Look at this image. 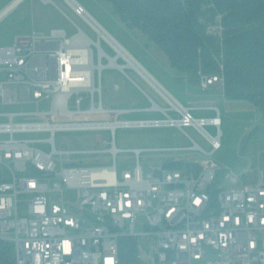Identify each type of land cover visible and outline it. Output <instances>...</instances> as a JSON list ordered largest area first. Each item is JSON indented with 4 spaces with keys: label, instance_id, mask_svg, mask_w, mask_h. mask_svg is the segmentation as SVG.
Returning <instances> with one entry per match:
<instances>
[{
    "label": "built area",
    "instance_id": "2783aa9c",
    "mask_svg": "<svg viewBox=\"0 0 264 264\" xmlns=\"http://www.w3.org/2000/svg\"><path fill=\"white\" fill-rule=\"evenodd\" d=\"M21 1L5 7L0 19ZM65 1L94 29L98 39L71 19L78 27L71 36L64 28L49 32L33 29L28 34L15 35L10 44L0 45V105L12 102L6 97L8 83L18 84L24 101L37 105L33 110L0 111V168L8 171V179L0 182V239L14 244L16 264H125L121 257V239L125 237H136L148 245L154 243L149 264H264L261 159L256 166L245 169V180L229 166L204 160L169 165L181 160L171 158V153L193 149L212 156L221 148L219 106L213 101L185 105L165 87V91L156 87L166 106L152 99V105L143 109L107 107L102 72L109 66L122 71L130 67L120 61L126 58L119 47L133 55L81 2ZM203 7L216 10L212 18L204 21L206 32L218 36L222 44L224 12L218 10L215 0H206ZM102 39L114 50L113 54L104 47ZM112 59L116 64H111ZM199 81L203 88L217 85L225 94L224 64L220 63L218 73L200 71ZM115 87L119 88V84ZM82 91L91 94L87 108L82 106ZM44 100L49 101L47 109L40 108ZM195 109L212 110L215 114L197 117ZM142 110L162 112L165 116H107ZM21 116L37 118L19 119ZM42 116L50 118H39ZM207 124L216 128V134L206 129ZM189 125L202 132L211 144L210 151L193 138L194 144L189 147L123 149L115 141L118 127L184 129ZM59 129H108L113 137L103 149H59L55 141ZM31 132L49 135L16 136ZM121 151H130L135 165L119 174ZM144 151L165 153L166 157L145 170L141 164ZM74 153H109L111 163L78 162L72 157ZM65 187L76 190V201L63 195L55 197ZM138 224L145 229L137 231ZM149 246L147 252L152 251ZM136 255V264H145L140 250Z\"/></svg>",
    "mask_w": 264,
    "mask_h": 264
},
{
    "label": "rangeland",
    "instance_id": "374dc122",
    "mask_svg": "<svg viewBox=\"0 0 264 264\" xmlns=\"http://www.w3.org/2000/svg\"><path fill=\"white\" fill-rule=\"evenodd\" d=\"M81 2L89 13L111 34L113 35L128 51L140 62L142 67L150 72L166 88H169L174 95L185 105L194 97L188 94L187 78L185 73L170 64L167 53L160 48L154 40L149 38L138 28H131L122 20V17L115 10V4L112 0H78ZM3 4H0V7ZM61 7L67 15L60 9ZM203 9V8H202ZM38 16V12L43 13L47 18L44 29L51 30L52 27H61L67 31L68 36L77 32L78 27L73 23L76 22L92 38L98 39L94 29L72 8L65 0H53V2L43 3L42 0H26L20 7L9 17L0 20V45H6L13 42V35L17 31V16L23 14L25 21V30L23 33H30L33 29L29 26L30 16ZM26 14L28 17L25 16ZM73 21H72V20ZM102 44L111 53L114 50L102 39ZM122 63L126 60L120 59ZM107 63V60H104ZM101 82L103 86V99L107 107L110 108H145L152 104V99L163 106L167 102L142 74L132 67H126L122 71L116 67H105ZM119 84V88L115 84ZM190 85H195L190 82ZM198 84V83H197ZM201 86V85H200ZM6 97L11 100L10 104L0 105V110H33L37 108L35 103L24 101L21 97L20 86L16 83L6 85ZM82 106L87 108L91 103V94L89 91H82ZM219 102L216 103L222 116V147L212 156L193 150L185 149L179 153H171V158L181 160H204L222 166L233 168L242 180L247 175L245 169L256 166L259 159L264 163V114L251 102L247 100L234 101L223 96H219ZM201 102V101H200ZM198 102V103H200ZM71 107L75 105L71 103ZM41 109L49 108V101L40 103ZM194 115L213 116L215 111L212 110H193ZM171 113L174 114L173 111ZM83 118V115H77ZM109 118H147L163 117L162 112L151 110L108 113ZM37 117L21 116L19 119H35ZM50 118V117H39ZM206 129L211 134H216V128L207 124ZM248 127L249 130L246 128ZM48 132H31L16 134V136H31L44 138ZM112 132L108 129L92 130H70L59 129L55 132L56 146L59 149H103L109 146L107 141L112 139ZM207 151L211 150V144L202 134V132L193 125L185 126L181 129L177 126H158V127H118L115 131V141L119 148L129 149L134 147H189L194 144L193 139ZM243 143V144H242ZM48 147L47 144H44ZM241 147L242 150H241ZM165 153L156 151H144L141 154V164L146 170L150 165L159 164ZM72 157L78 162L89 164H110L111 156L109 153H74ZM135 161L130 151H121L118 157V173L124 168H132ZM63 197L72 202L77 200V192L73 188L65 187L62 192L56 193L55 197ZM74 208V207H72ZM74 210H77L74 208ZM145 228L137 225V231ZM152 245V251L147 252ZM138 241V250L143 253L145 264L150 263L151 254L154 250V243Z\"/></svg>",
    "mask_w": 264,
    "mask_h": 264
},
{
    "label": "trees",
    "instance_id": "16d2710c",
    "mask_svg": "<svg viewBox=\"0 0 264 264\" xmlns=\"http://www.w3.org/2000/svg\"><path fill=\"white\" fill-rule=\"evenodd\" d=\"M131 28H138L162 48L170 64L186 75L220 72L224 64L225 95L252 102L264 114V0H215L224 12V40L206 32L214 16L206 0H112ZM203 8V9H202ZM194 83H199L193 81ZM183 160L170 162L179 166ZM8 171L0 168V182ZM138 239H121L125 264H136ZM12 242L0 239V264H16Z\"/></svg>",
    "mask_w": 264,
    "mask_h": 264
},
{
    "label": "crops",
    "instance_id": "0c3cea01",
    "mask_svg": "<svg viewBox=\"0 0 264 264\" xmlns=\"http://www.w3.org/2000/svg\"><path fill=\"white\" fill-rule=\"evenodd\" d=\"M15 0H0V4H3L1 7H0V12L5 8V7H7L8 5H10L11 3H13ZM26 0H23V1H21V2H19V3H17L16 5H14L9 11H7L6 13H5V15L1 18V19H3V18H7V17H9L11 14H13L19 7H20V5L22 4V3H24ZM42 2L43 3H48V2H45L44 0H42ZM60 9V8H59ZM61 10V9H60ZM62 11V10H61ZM63 12V11H62ZM22 16H24L23 14H21V15H19V16H17V19H18V23H16L17 24V31L15 32V34L13 35V37H15V35H18V34H24L23 33V31L25 30V21H23V19H24V17H22ZM26 17H28V15L26 14V16H25V19H26ZM31 20H30V26H29V28L31 27L32 29H36V30H39V31H44V32H49V31H46L43 27H44V24H45V22H46V20H47V18L45 17V15L43 14V13H39L38 12V16L35 14L34 15V13L32 12V16H30L29 17ZM0 19V20H1ZM53 28H61V27H52L51 29H53ZM14 39V38H13ZM150 73V72H149ZM152 75V74H151ZM186 75V74H185ZM153 76V75H152ZM154 77V76H153ZM186 77H187V75H186ZM155 78V77H154ZM156 79V78H155ZM157 80V79H156ZM161 85H163L159 80H157ZM188 81V80H187ZM191 81H188V83H187V86H188V88H187V90H188V94L190 95V96H193L194 97V99L193 100H191V101H189V104L188 105H194V104H196V103H198V102H202V101H213V102H215V103H218L219 102V96H223V97H225V98H228L224 93H223V91L220 89V87L219 86H217V85H213V86H211V87H209V88H203L202 86H200L201 84H200V81H199V83L197 84V83H195L196 84V86L195 85H190L191 83H190ZM193 82V81H192ZM163 87H165L164 85H163ZM156 88V87H155ZM166 88V87H165ZM170 93H172L173 95H174V93L169 89V88H166ZM157 90V89H156ZM177 99H178V97L176 96V95H174ZM229 99V98H228ZM179 100V99H178ZM231 100H233V99H231ZM234 101H242V100H234ZM245 101V100H244ZM251 104H253L252 102H251ZM152 105V104H151ZM150 105V106H151ZM254 105V104H253ZM149 106V107H150ZM255 106V105H254ZM145 108H148V107H145ZM143 109V108H142ZM5 109H3V110H0V111H4ZM0 119H2V117H0ZM247 130H249L248 129V127L246 128ZM243 144V143H242ZM222 147V146H221ZM242 148L243 147H241V150H242Z\"/></svg>",
    "mask_w": 264,
    "mask_h": 264
},
{
    "label": "bare ground",
    "instance_id": "6f19581e",
    "mask_svg": "<svg viewBox=\"0 0 264 264\" xmlns=\"http://www.w3.org/2000/svg\"><path fill=\"white\" fill-rule=\"evenodd\" d=\"M121 54H123L126 58V66H130L135 68L137 71H139L140 74H142L152 85L157 87L158 89L165 91L163 85H161L150 73L148 70H146L140 62L133 56L129 55L123 48L119 47ZM111 64H116L115 60L112 59Z\"/></svg>",
    "mask_w": 264,
    "mask_h": 264
},
{
    "label": "water",
    "instance_id": "95a60500",
    "mask_svg": "<svg viewBox=\"0 0 264 264\" xmlns=\"http://www.w3.org/2000/svg\"><path fill=\"white\" fill-rule=\"evenodd\" d=\"M186 78H187L188 81H197L199 79V76L187 75Z\"/></svg>",
    "mask_w": 264,
    "mask_h": 264
}]
</instances>
